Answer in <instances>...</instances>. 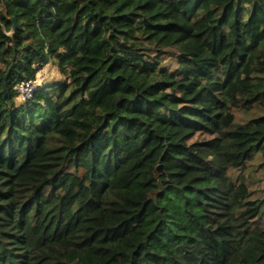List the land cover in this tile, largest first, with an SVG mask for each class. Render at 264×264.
I'll return each instance as SVG.
<instances>
[{
	"label": "trees",
	"instance_id": "trees-1",
	"mask_svg": "<svg viewBox=\"0 0 264 264\" xmlns=\"http://www.w3.org/2000/svg\"><path fill=\"white\" fill-rule=\"evenodd\" d=\"M256 161L264 0H0V264H264Z\"/></svg>",
	"mask_w": 264,
	"mask_h": 264
},
{
	"label": "rangeland",
	"instance_id": "rangeland-1",
	"mask_svg": "<svg viewBox=\"0 0 264 264\" xmlns=\"http://www.w3.org/2000/svg\"><path fill=\"white\" fill-rule=\"evenodd\" d=\"M38 78H40V79H38V83H35L36 86L38 84L37 87H42L44 85H47V84H50L53 82H57V81H61L63 79L59 75L57 70L51 66L50 63H48V65L40 71ZM234 113L238 118H245V119L252 118V117L256 116V114H257L256 112L243 113V112H237V111H235ZM258 163L259 162H257V161L254 162L252 165L249 166V168L247 170V173L249 174L248 178L253 180V181L263 178L262 173L264 172V169L259 167ZM263 175H264V173H263ZM262 186H264V185L262 184ZM262 186L260 187V189L262 188Z\"/></svg>",
	"mask_w": 264,
	"mask_h": 264
},
{
	"label": "built area",
	"instance_id": "built-area-1",
	"mask_svg": "<svg viewBox=\"0 0 264 264\" xmlns=\"http://www.w3.org/2000/svg\"><path fill=\"white\" fill-rule=\"evenodd\" d=\"M39 73L40 72H38V74L36 75V79L34 81L26 82V83L18 85L16 89L20 95L21 100L28 99L32 96L33 89H35L38 86V84L36 86L35 83H38V79H40L38 78Z\"/></svg>",
	"mask_w": 264,
	"mask_h": 264
},
{
	"label": "water",
	"instance_id": "water-1",
	"mask_svg": "<svg viewBox=\"0 0 264 264\" xmlns=\"http://www.w3.org/2000/svg\"><path fill=\"white\" fill-rule=\"evenodd\" d=\"M11 21H12V29H11V32H13V30L15 28V21H14V19H11ZM160 169H161V165H158L157 170L160 171Z\"/></svg>",
	"mask_w": 264,
	"mask_h": 264
}]
</instances>
